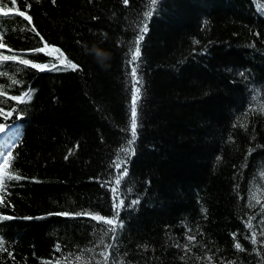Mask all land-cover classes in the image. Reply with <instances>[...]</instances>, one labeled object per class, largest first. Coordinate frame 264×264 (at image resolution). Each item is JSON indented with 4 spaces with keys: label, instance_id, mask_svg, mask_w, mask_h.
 Listing matches in <instances>:
<instances>
[{
    "label": "trees",
    "instance_id": "obj_1",
    "mask_svg": "<svg viewBox=\"0 0 264 264\" xmlns=\"http://www.w3.org/2000/svg\"><path fill=\"white\" fill-rule=\"evenodd\" d=\"M6 2L16 15L4 21L3 55L48 64L54 56L34 51L47 42L79 68L50 74L0 63V108L22 109L26 127L9 168L22 178L1 191L0 264H103L106 250L108 264H264V0L154 6L137 65L140 127L122 166L115 240L103 220L75 214L114 215V162L131 138L132 47L153 6ZM25 89L26 104L8 99Z\"/></svg>",
    "mask_w": 264,
    "mask_h": 264
},
{
    "label": "snow or ice",
    "instance_id": "obj_2",
    "mask_svg": "<svg viewBox=\"0 0 264 264\" xmlns=\"http://www.w3.org/2000/svg\"><path fill=\"white\" fill-rule=\"evenodd\" d=\"M54 2V0H53ZM13 3H15V0H13ZM123 3L125 5H128L129 0H123ZM158 0H149V4L153 7H150L149 10L145 11L143 13V17H144V21H143V25L142 27L139 28V34L137 35L136 39L134 40L133 43V47H132V55H131V63H132V69H131V76L133 78V83H132V100H131V121H130V133H131V138L128 140V143L125 147H122L120 149V151L124 154L123 158H120L118 156L117 161L114 162L115 164V168L117 170H121L120 171V175H118L115 179V185L116 187L112 188V192L114 194V201H113V207H114V215L111 218H104L101 217L99 214H93L90 212H85V213H76L75 215H86L91 217V219L93 220H103L104 223L108 226L107 231L113 233V239H116V233L118 231L119 228H121L123 226L122 221H120L118 219L119 217V213L120 210L122 208L125 207V200L123 198H121V196L116 195L118 189L120 188V186L122 185V182L125 180V178L128 176V170L126 167H122L123 165H125L128 162V159L130 158L131 155L134 154V149H133V145L138 137V131H139V127H140V117H139V108H140V104L139 101L141 100L142 97V87H143V81L139 76L138 73V62L140 61V57H141V42L144 40L145 38V34L148 32V21L153 17L154 12H155V5H157ZM28 8H30V5H27ZM13 8L11 6H9L6 2V0H0V14H3L5 17L8 16V13L12 12ZM17 12L20 16H22L25 20L28 21L29 24L32 23V17L31 15H28L25 11H20L19 9H17ZM205 23H207V21H205ZM35 30V29H33ZM37 35H39V33H37ZM4 41V37L0 36V49L6 48L8 47L7 44ZM9 51H11V49H8ZM35 52H47V54L49 56H54V61H58L60 65H62L63 67H58L57 63L53 62L51 64V70H65V69H71L73 71L78 70L79 65L75 62H73V60H71L64 51H62L59 47H56L54 45H50L47 42H45L44 47L43 48H37L34 50ZM96 55L98 57H104V53L101 51H97ZM9 61H15L18 62L21 65L24 66H30L32 68L38 69L40 71H44V70H49V65L47 64H41V63H37L34 62L30 59L27 58H23V57H18V56H7V55H3L0 54V62H9ZM241 76L244 75L243 72L239 73ZM13 83H16V81L14 80ZM6 93L4 91H0V96H5ZM8 99L14 100L19 104H23L25 102H29L32 99V93L31 91H25L23 93V95H16V96H10L8 97ZM22 111V109H21ZM16 112V109H12L10 111H5L3 108H0V116H3L5 119L11 117L13 115V113ZM261 112L264 113V108H261ZM5 128L6 125L3 123H0V133L5 132ZM67 158V157H66ZM13 160V152L12 151H8L4 157H0V191H3L4 188L6 187V179L7 180H11V179H21L22 177H20L19 175L15 174V169H12L11 171H9V168L11 166V162ZM128 192H131L132 189L131 187H128L126 189ZM255 198V197H254ZM3 201V197L0 196V202ZM139 199H133L130 201V205L134 206L136 204H139ZM260 201L257 200V203H259ZM55 215H69V213H55ZM2 219L4 220H10L13 219V217L10 216H4L2 217ZM26 219H31V218H26ZM249 227H251V225L249 224ZM189 240V242H194L195 241V237L194 236H188L187 238ZM234 240H235V235H234ZM256 238L253 235L252 236V243L255 244ZM101 243L103 244V240H101ZM179 246V245H178ZM185 249H187V245L184 246ZM234 247L239 250V251H244V248L242 246V244L239 241H236L234 243ZM106 249H112L113 245L108 244L105 245ZM56 250L60 251V246L57 245L56 246ZM0 251H6L5 248V242L3 239H0ZM101 256L104 257V261L103 264H108L109 258L111 256V252L110 251H104L100 253ZM65 259H67V257H65ZM77 261H79L81 259V257L77 256L75 258ZM48 264H52L51 261L48 262ZM55 264H61V262L59 260H57L55 262Z\"/></svg>",
    "mask_w": 264,
    "mask_h": 264
},
{
    "label": "bare ground",
    "instance_id": "obj_3",
    "mask_svg": "<svg viewBox=\"0 0 264 264\" xmlns=\"http://www.w3.org/2000/svg\"><path fill=\"white\" fill-rule=\"evenodd\" d=\"M131 100H132V98H130V100H129V105H131ZM140 104V103H139ZM140 106H141V104H140ZM139 110H140V108H139ZM127 119H128V121H131V109H128V116H127ZM259 219V221L260 222H263V220L261 219V218H258ZM263 226L264 225H262L261 227L263 228ZM241 236L243 237V238H245V236H243V232H241ZM245 240V239H244Z\"/></svg>",
    "mask_w": 264,
    "mask_h": 264
}]
</instances>
